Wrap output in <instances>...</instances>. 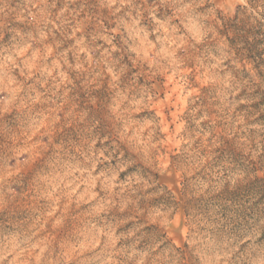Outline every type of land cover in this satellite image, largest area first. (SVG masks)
Returning <instances> with one entry per match:
<instances>
[{"label":"clouds","instance_id":"obj_1","mask_svg":"<svg viewBox=\"0 0 264 264\" xmlns=\"http://www.w3.org/2000/svg\"><path fill=\"white\" fill-rule=\"evenodd\" d=\"M0 264H264V0H0Z\"/></svg>","mask_w":264,"mask_h":264}]
</instances>
